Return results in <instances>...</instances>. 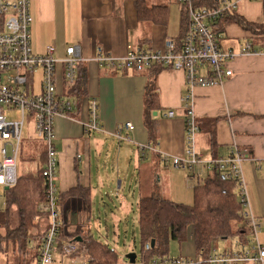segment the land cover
<instances>
[{"label":"crops","instance_id":"0c3cea01","mask_svg":"<svg viewBox=\"0 0 264 264\" xmlns=\"http://www.w3.org/2000/svg\"><path fill=\"white\" fill-rule=\"evenodd\" d=\"M30 1L31 44L36 54L45 53L46 47L53 45L57 58H64L66 49L70 46H77L86 56H94L101 49L104 53L118 57L124 55L129 46L145 50L161 49L166 40H179L183 35L184 20L179 0H174L177 3V22L173 23L174 25H170L174 13L169 2L172 0H164L161 3L142 0L152 6L167 4L169 16L166 23L152 22L144 13L141 16L138 0ZM236 2L238 12L248 21L256 23L257 31L244 30L234 21L225 20L217 24L215 30L220 48L225 51L232 49L237 54L229 63L233 70L232 76L221 84L205 87L197 85L191 91L182 70L151 67L142 71L105 68L94 60L78 65L81 97L77 105L73 104L72 117L59 116L55 120L56 184L58 193L62 195L60 221L67 238L63 243L82 235L99 238L110 245L113 242L112 247L115 248L114 237L121 236L119 232L122 230L126 235L129 228H132V233L137 235L139 240L140 198L159 194L165 199H177L168 189L170 181L168 183L167 180L166 184L165 172L174 173L173 169L178 168L186 171L185 175L191 182L198 183L202 180L209 170L206 164L199 163L189 169L175 167L172 161L175 156L187 157L186 105L192 104L200 127L194 146L200 155H206L201 157L203 160L227 158L235 149L243 153L241 172L250 210L258 220L259 238L264 245V0ZM145 23L148 25L145 26ZM172 26L175 27L174 30H171ZM248 42L256 53L241 54L240 49ZM63 66L58 64L57 89L61 94L67 95L74 86L64 81ZM154 81L157 99L149 112V118L156 130L154 135H151L145 125V102L147 90ZM190 92L192 95L187 99ZM93 97L99 103L100 124L105 131L87 132L84 129L83 122L88 121L90 117L89 104ZM169 111H174V115L168 116ZM127 121L134 124V129H122L123 138L112 135L119 123ZM138 144H150L152 148L142 151L137 148ZM22 147L24 153L32 149L31 144L25 140ZM109 165L111 171L117 172L118 185L131 178L132 182L126 183L127 191L131 192L132 188L136 187L138 193L135 191L132 197L130 194L127 198L121 197L118 205L114 207H103V217L96 204L106 203L99 199H102L103 194L108 196L110 187L106 186V167ZM122 168L124 172L120 176ZM23 172L25 171L19 172L18 176ZM112 176L109 177L113 178ZM190 181L188 186L193 189L194 182L191 186ZM79 187L85 195L69 193ZM98 188L102 191L96 195ZM121 188L122 186L115 193L119 197L123 190ZM176 202L190 203L186 200ZM135 209L138 215L136 227L135 224L131 226L129 223V218L135 215ZM38 221L40 230L38 233L36 230L32 231L34 236H38L35 237L34 245L40 241L49 224L47 215ZM104 228L106 232L112 231V242L109 237L107 241L100 237L103 236L101 231ZM178 244L179 253L175 256L168 254L165 259H200L192 229L189 230L187 240ZM239 245L240 243L236 242L231 248ZM228 247L230 246L225 249ZM135 248L136 246H133L131 249L137 255L134 264H166L160 263L161 260L148 262L141 252L142 249L139 255ZM73 257L66 255L61 261V253L58 250L52 264H77L78 259ZM4 258L5 256L1 260L3 264H7ZM126 261L125 256L119 259V262Z\"/></svg>","mask_w":264,"mask_h":264},{"label":"built area","instance_id":"2783aa9c","mask_svg":"<svg viewBox=\"0 0 264 264\" xmlns=\"http://www.w3.org/2000/svg\"><path fill=\"white\" fill-rule=\"evenodd\" d=\"M222 7H194L188 0L187 25L179 40L168 39L161 49L145 50L129 46L122 56L104 53L101 49L93 56H86L77 46L66 49L64 58L55 56V47L49 45L45 53L36 54L31 44V12L30 0H0V186L10 187L18 179V162L22 153V129L28 113L33 117L36 135L46 145L47 159L41 176L46 182V204L43 207L48 216L49 224L40 238L39 254L34 264H52L57 250V235L61 228L60 203L56 184L57 151L55 148V120L57 117H72L73 101L69 95L61 94L57 89L58 64L64 65V81L74 84L78 78L79 66L83 62L94 60L101 67L134 69L158 65L163 68L182 70L185 72L186 84L189 89L195 86H213L223 83L232 76L233 70L229 63L237 54L231 50L220 48L216 32L217 23L225 12L236 8V0H220ZM241 54L256 53L250 43L240 49ZM40 68L41 81L39 89L34 86L33 73ZM192 91V90H191ZM192 95L187 96L189 99ZM185 140L187 157L175 156V167L192 169L195 164L204 163L208 167L214 164L225 177L235 175L240 178L241 201L245 214L252 226V238L249 244L235 248L214 251L207 258L200 259L179 257L168 258L160 263L166 264H264V245L259 238V223L250 210L247 189L243 178L241 161L243 153L235 149L227 158L203 160L197 153L196 135L200 130L192 104L186 105ZM10 110L21 112L19 120H9ZM90 117L84 121L87 132L105 131L100 124L99 103L95 97L89 104ZM173 116L174 111H169ZM131 121L119 123L112 135L122 138V129H134ZM139 150L151 149L150 144H138ZM81 248L80 255L76 252ZM150 248V243L146 244ZM61 253V261L66 255H73L77 264H94L92 257L84 246L74 240L67 241ZM117 264H131L128 261Z\"/></svg>","mask_w":264,"mask_h":264},{"label":"trees","instance_id":"16d2710c","mask_svg":"<svg viewBox=\"0 0 264 264\" xmlns=\"http://www.w3.org/2000/svg\"><path fill=\"white\" fill-rule=\"evenodd\" d=\"M189 2L194 7L223 6L220 0H188ZM138 3L141 16L144 13L152 22L166 23L169 16L167 4L152 6L143 3L142 0H138ZM181 6L184 32L187 25L185 8L187 3L182 2ZM225 20L240 24L244 30L257 31V24L248 21L243 14L238 12L237 7L225 12L217 24ZM260 30L262 29L260 28ZM262 31L264 33V29ZM151 68L160 69L163 67L154 65ZM78 79L79 74L77 81L72 84L74 88L69 90L70 94L67 93L69 97L71 96L74 105H77L82 93ZM156 99L157 88L154 81L150 83L145 102L147 108L145 125L151 135H154L156 126L149 118V112ZM43 152V162L38 169L25 170L18 176L14 185L5 188L6 209L0 211V261L3 256H6L5 251L8 252L10 248H13L18 255L21 253L13 259L15 264H33L38 258L40 241L32 246V243L36 241L35 237H38L34 236L32 231L39 223V218L35 219L34 216L47 215L43 208L47 201L46 194H44L46 182L40 176L47 159L46 149ZM26 154L22 151L20 159L26 158ZM239 185V177L235 175L225 177L214 164L209 167L207 175L193 187L192 203L176 202L165 199L159 194L141 197L139 203V240L141 252L144 253L146 260L148 262L152 260L163 261L168 255L170 241L185 242L190 229H192L196 249L203 258L209 257L215 250L218 251V243L221 239L231 240L237 236L238 244H249L252 238V226L249 217L245 214L244 204L240 200L241 189ZM69 193L85 195L81 192L80 187L72 189ZM58 197L59 203H61L62 195L59 194ZM13 205L18 207L17 227H12L10 224V207ZM65 237L61 226L57 235V250H62L65 244L63 240H67ZM152 240L155 241L154 246L151 245ZM147 243H150L149 249L146 248ZM79 244L87 248L94 264L119 263L120 256L115 248L109 243L99 240V238L81 235ZM78 249L76 255L81 253V248Z\"/></svg>","mask_w":264,"mask_h":264},{"label":"rangeland","instance_id":"374dc122","mask_svg":"<svg viewBox=\"0 0 264 264\" xmlns=\"http://www.w3.org/2000/svg\"><path fill=\"white\" fill-rule=\"evenodd\" d=\"M163 1L164 0H152L153 3H161ZM169 2H170V6H173V11H174L173 16H172V23H170V25H174L173 23L177 22V20H176L177 19V14H176L177 3L174 2V0L169 1ZM146 25H148V24L145 23V26ZM174 29H175V27L172 26L171 30H174ZM145 30H147V29H145ZM225 43H226V41L224 42V44ZM41 73H42V71L40 68L35 69V72L33 73L34 86L37 90L39 89V85H40L39 81H41ZM20 118H21V112L20 111H18V110H10L9 111V114H8L9 120L15 121V120H19ZM122 138H123V136H122ZM22 139L25 141H28L31 144L32 149L31 148L28 149V152L26 154V158H23V159L21 158L22 160L21 159L19 160V163L17 166L18 167V173L19 172L21 173L22 171H25V170L27 171V170L33 169V168L38 169L39 166L42 165L43 154H44L43 151L46 149L45 143L40 138H38V136L36 135L33 117L31 115H29L28 113L26 114V117L24 119V125H23V129H22ZM1 145H2V141L0 140V148H1ZM22 149H23V147H22ZM197 153L200 155L199 151H197ZM203 156H206V155H200V157H203ZM0 158H1V155H0ZM196 166H197V164L194 165V167H196ZM106 169H107V174H108L106 186H109L110 189L108 191V196L103 194L102 199H99V200H102L106 203L105 204H101V203L96 204L101 209V214L103 215V217L105 214L103 207H111V206L114 207V206L118 205V202H120L121 197L124 199V198H127L129 194H130V197H132V194H134L135 191L138 193V189L136 187L134 189L132 188L131 192L127 191L128 186L126 183H131L132 182L131 178L128 181L123 180L121 182L122 185L121 184L118 185L119 179L117 178V172L111 171L110 165L107 166ZM173 170H175L174 173H170V174L169 173L167 174L166 172L164 173V178L166 177L165 178L166 184H167V180H168V183L170 181V188H168V189H170V193L172 192L173 196L177 198L176 201L177 200L178 201H185L186 200V201H189L190 203H192L193 202V193H192L193 189H191L188 186V181H190V179L186 177V175H185L186 171H184L182 169H178V168H175ZM177 171H179L182 176ZM123 172H124V169L122 168L120 170L119 175L120 176L123 175ZM111 175H113L112 176L113 178L109 177ZM206 175H207V172L203 175V178ZM111 180H113V181H112V184L110 185L109 183H111ZM193 182H194V185L196 183V181H192L191 186H193ZM134 184H135V181H134ZM175 185L177 188L175 187ZM120 186H122L121 189H123V190H122V193L120 194V197H119L115 193H116L118 188L120 190ZM23 190L25 191V189H23ZM100 191H102V189L98 188V190L95 194L98 195V193ZM164 193L166 194V190L164 191ZM4 195H5V188L0 187V211L6 209V202H5V196ZM98 202H101V201H98ZM17 208H18L17 205H13V207H10V213H11V218H10L11 223L10 224L12 227H17V225H18L19 214H18ZM247 210L248 209H246L245 211H247ZM42 216H45V215L42 214ZM42 216L37 215L34 217H35V219H38V218L41 219ZM132 217L133 218H129V223L131 224V226L133 224H135V227H136V225H138V215H137L136 209H135V215H133ZM95 229H97V227H95ZM33 230H36V233H38L37 231L40 230V227L35 226L33 228ZM106 231L107 230L104 228L103 231H101V232H103L102 233L103 236H100V237L105 241H107V238L109 237L111 242H112L113 237H114L112 231H109V232H106ZM132 232H133L132 228H129L126 235L124 234V230H122L119 232V234L121 236L114 237L116 240L115 248L118 251L121 258H123V256H126V254L132 252L131 249H133V246H136L135 250L137 252H139V255H140V250H141L140 240H138L137 235H134V233H132ZM134 238L136 240H134ZM236 242H238L237 236L231 238V240L221 239L218 243V249H219V251H222L227 246L234 247ZM34 243L35 242L32 243V246ZM112 245H114L113 242H112ZM179 251H180L179 244L175 241H170L169 251L167 254H170L171 256H175L179 253ZM5 255H6L4 258L5 263L15 264L13 259L18 254L13 250V248H10L8 252L5 251ZM0 262L3 264L2 260Z\"/></svg>","mask_w":264,"mask_h":264},{"label":"water","instance_id":"95a60500","mask_svg":"<svg viewBox=\"0 0 264 264\" xmlns=\"http://www.w3.org/2000/svg\"><path fill=\"white\" fill-rule=\"evenodd\" d=\"M155 115L157 114V113H154ZM74 241H76V242H80L81 241V237H79V236H76V237H74V239H73ZM154 243H155V241L154 240H152L151 241V245L152 246H154ZM136 253H134V252H130V253H128V254H126V259H127V261H129L130 263H132V264H134L136 261Z\"/></svg>","mask_w":264,"mask_h":264}]
</instances>
